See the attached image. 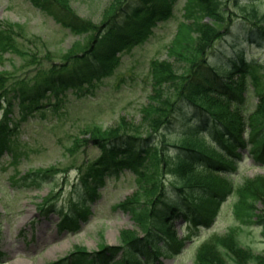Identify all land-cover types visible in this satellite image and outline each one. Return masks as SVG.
Instances as JSON below:
<instances>
[{"label": "trees", "instance_id": "trees-1", "mask_svg": "<svg viewBox=\"0 0 264 264\" xmlns=\"http://www.w3.org/2000/svg\"><path fill=\"white\" fill-rule=\"evenodd\" d=\"M29 1L54 17L63 27H68L74 34L88 33L91 39L86 49L81 52L70 50L60 54L57 59L61 63L56 64V60L47 54L41 56L45 53L43 50L31 52L26 49L20 39L24 38L22 31H26L23 27L14 23L0 22V57L5 53L24 56L25 64H36V67L46 62V59L50 61L47 62L50 66L45 71L43 68L41 70L43 76L32 80L31 83L27 74L18 78L11 76L8 70H0V111H2L0 155L9 153L12 158L16 155L9 147L10 126L7 125V121L11 120L10 116L15 107L18 108L22 118L26 119L47 107V104L43 105L39 102L46 94H57V90L67 88L81 89L83 85L92 87L100 80L99 78L111 73V65L116 61L114 60L116 53L133 43L138 44L146 40L152 33V26L171 19L177 2V0H134L133 2L114 0L109 12L103 13L105 21L102 24L105 26L101 27L95 26L88 18L82 19L78 16L71 5V0ZM234 3L237 9L235 13L227 9L224 0H187L182 7L183 14L178 21L168 51V55L177 57L178 53L173 51L172 47L175 43L180 44V32L184 28L197 35L194 55L189 58L184 75L177 77L169 60L152 59L149 63V84L153 95L149 99L154 98V101L157 100L159 103L156 105L149 103L143 108L142 121L135 124L122 116L118 124L109 128L87 126L83 133L73 136L70 147L66 149L68 152L80 148V144L91 142L100 149V155L93 163L99 170L95 171L92 168V173L86 175L95 180L96 184L101 182L104 175L114 176L124 168L136 174V184L148 178L146 184L141 183L144 187H142L143 203L148 205L146 207L151 206L153 202L151 196H156L157 189L161 187L158 170L168 168L172 173L176 188L175 197L163 210L144 214L147 208H142V205L137 203L140 200L134 201V198L132 201L129 198L118 204V207L130 213L137 227L142 228L145 233L146 238L140 241L132 235V230L120 232L121 241L138 254L149 252L150 247L153 249L151 255L157 256L160 253L157 244L169 237L171 232L168 226L169 220L173 216L183 215L187 202L190 201L200 204L198 213L200 216L195 220V230L187 240L192 243L194 235L198 236L202 228L212 225L222 199L232 194L236 196L233 204L236 219L242 223L259 224L264 234V177L248 179L243 185H234L233 181L217 176L219 172L224 171L225 165L231 164V158L238 157L237 148L245 145L246 141L241 137L244 128L249 132V141L253 139L257 145L264 147V62L246 60L242 51L225 64L219 63L218 59L215 61L207 59L215 49L219 51V56L226 54L222 47L215 46L216 42L221 40L227 41L231 49L236 48L239 43H249L256 49L264 50V9L256 6L252 0L245 2L234 0ZM124 7H128V10L119 12V16L122 17L116 19L118 11L123 10ZM232 16L235 18L231 19ZM139 19V25L136 26L135 21ZM126 27L134 31L130 38L123 33ZM163 85L172 87L176 92L161 98ZM250 96H254L256 100L249 106ZM186 103H190L195 108V114L193 119L186 122L183 131L172 143L177 152H165L164 147L167 142H164L162 149H159L157 144L150 147V139L155 133L164 136L163 129L171 123L174 114ZM49 105L54 109L56 107V104ZM208 139L219 140L216 146L220 149H216L213 143L210 147ZM260 146L253 145L251 151L259 152ZM202 151L204 157L200 154ZM146 161L149 162L150 169ZM142 169L150 175L145 177ZM38 173L28 172L22 177L26 188L38 187L43 180L40 177H50L54 170L41 169ZM258 204L262 208L257 207ZM150 215L154 222L151 221ZM70 217L75 220V216L70 215ZM1 238L0 223V242ZM184 245V241L179 242L176 253L181 252ZM107 249L110 251L107 246H102V249L95 254V257L101 256V258L95 259L94 262L101 261ZM76 251L78 254L74 256H79L74 260L76 264L92 262L84 249L77 248ZM115 252L111 253L113 257L117 255V249ZM128 252L130 251L128 250L127 254ZM163 253L168 254L165 247ZM237 254L245 257L251 255V259L248 258L250 262L256 258L255 253L249 246L241 243L236 233L227 231L224 235L214 234L210 239L203 241L197 248L193 264H216L211 262L213 257L223 262L235 261ZM3 256L0 244V261ZM56 264H64V262Z\"/></svg>", "mask_w": 264, "mask_h": 264}, {"label": "rangeland", "instance_id": "rangeland-1", "mask_svg": "<svg viewBox=\"0 0 264 264\" xmlns=\"http://www.w3.org/2000/svg\"><path fill=\"white\" fill-rule=\"evenodd\" d=\"M113 1L71 0V5L82 19L88 18L95 26L104 27L103 13L109 12ZM186 1L177 0L173 17L153 27L151 35L146 40L138 44L133 43L119 51L114 56L116 61L111 65V73L99 78L100 80L92 87L83 85L81 89L57 90L56 98L55 93L46 94L39 102L43 105L58 102L55 109L47 105L26 119L22 118L18 108L15 107L7 125L10 126L9 147L16 153V159L12 163L10 157L0 156V223L2 224L0 244L5 255L0 264H54V262L73 257L74 262L76 257H79L74 256L78 254L77 248L84 249L89 254L90 260L94 262L95 259L101 258V256L95 257V254L102 249V246L110 249V251L107 249L105 257L101 261L96 260L95 263L87 261L85 264H133L138 258L150 254L151 247L148 248L149 252L138 254L121 241L122 230H132V235L140 241L146 237L143 229L137 227L128 211L118 207V204L129 198L130 201L133 198L134 201L140 200L137 203L142 205V208L148 206L143 203L144 194H142L144 192L142 184L148 182V178L136 184V176L124 170L117 172L114 176H103L97 188L96 183H93L86 175L91 174L93 169L99 170L93 163L100 155V149L92 142L80 144V148L68 152L66 149L70 147L73 136L83 133L87 126L97 125L100 128H109L118 124L122 116L135 124L142 121L143 108L149 103L152 105L159 103L157 100L154 101V98L149 99L153 95L149 84L148 66L152 59L156 58L160 61L167 59L174 67L177 77L184 75L189 58L194 55L197 35L184 28L180 32V44L175 43L172 47L173 51L178 53L177 57H171L168 51ZM224 4L230 11L234 13L237 11L234 0H224ZM257 4L262 5L263 0H258ZM256 6L260 8V5ZM127 10L128 7H124L123 10L118 11L115 18H121L119 12ZM234 18V16L231 17V19ZM0 22L14 23L23 27L26 31H22L24 38L20 39L26 49L31 52L41 49L45 52L41 56L44 57L47 54L56 60V64L61 63L57 59L60 54L70 50L81 52L84 48L86 49L91 39L88 33L74 34L69 28L62 27L43 9L36 7L29 0H0ZM139 22L140 19L135 21L136 26ZM128 28L126 27L123 33L130 38L134 31ZM217 45L226 49L229 43L221 40L216 42L215 46ZM239 49L246 54L252 53L257 59H264L262 50H256L245 44L239 45L236 49L237 53ZM236 52L235 50L231 52V56ZM218 54L219 51L215 49L207 59L215 61ZM227 59L228 56L221 62L225 63ZM47 60L36 67V64H25L24 56L5 53L0 57V70H8L11 76L18 78L27 74L31 83L32 80L43 76L42 68L45 71L50 66V63H47L50 61ZM161 90V98L176 92L168 85H163ZM255 100L254 96H250L249 106L253 105ZM192 112L193 108L188 106L176 115L173 124L166 129L169 133L166 140L170 143L176 141L174 139L182 131L183 120L190 117ZM151 141L154 145L157 143L159 147H162L165 140L162 142L161 138L156 136ZM171 147L168 146L167 149H172ZM241 158L237 170L230 176L234 185H243L248 179L264 177V161L256 162L251 155ZM145 163L150 169L149 162ZM50 168L54 170V173L50 177H45L46 180L41 181L37 188H18L22 185V177L28 172L39 174V170ZM142 172L145 173V177L150 175V173L146 174L145 169H142ZM157 173L162 182L165 181L162 183L161 194L163 198L168 199L173 190L169 169L160 168ZM154 196H151L152 206L146 207L144 214L150 211L151 214L152 211L157 212L162 206L158 198L155 199ZM234 202L235 195L227 197L219 207L212 226L202 230L192 245L187 243L180 254L171 257L160 254L157 259L153 258L148 264H193L198 245L203 240L210 239L214 233L224 235L227 231L236 233L241 243L249 246L256 254H254L256 258L252 260L253 263L264 264V234L261 232V227L257 223L239 222L234 216ZM257 207L262 208L259 204ZM69 215L75 216L79 227L72 228L74 221L72 225L69 224ZM151 221L154 222V219L152 218ZM186 224L181 219H170L169 226L172 225L175 229L177 239L188 234ZM151 225H153L152 222ZM180 227H182L181 232ZM175 242L168 244L172 251L175 248ZM160 244L157 245L160 246ZM116 249L119 253L113 257L111 253H114ZM128 250L130 252L127 254ZM237 255L238 257L234 258L235 261L223 262L213 257L211 262L253 264L248 261L251 255L246 257L242 254Z\"/></svg>", "mask_w": 264, "mask_h": 264}]
</instances>
